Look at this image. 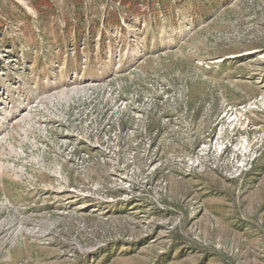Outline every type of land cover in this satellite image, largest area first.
Wrapping results in <instances>:
<instances>
[{"label": "rangeland", "instance_id": "rangeland-1", "mask_svg": "<svg viewBox=\"0 0 264 264\" xmlns=\"http://www.w3.org/2000/svg\"><path fill=\"white\" fill-rule=\"evenodd\" d=\"M39 1L0 0V264H264V0Z\"/></svg>", "mask_w": 264, "mask_h": 264}, {"label": "trees", "instance_id": "trees-1", "mask_svg": "<svg viewBox=\"0 0 264 264\" xmlns=\"http://www.w3.org/2000/svg\"><path fill=\"white\" fill-rule=\"evenodd\" d=\"M173 1H175V0H173ZM186 1H188V0H178V2L180 4L185 3ZM44 2L48 3V1H46V0H40L39 2H37V4H43ZM151 2H157V4H161V3L165 2V0H156V1H153V0H123V4L127 5L130 10H136V9L140 10L141 6H143L142 3H147L146 4L147 6L145 7L146 12H149L148 3H151ZM198 6H200V5H198ZM198 9H199V13H200L199 15L206 17L207 12H208V7L201 4L200 8H198Z\"/></svg>", "mask_w": 264, "mask_h": 264}]
</instances>
